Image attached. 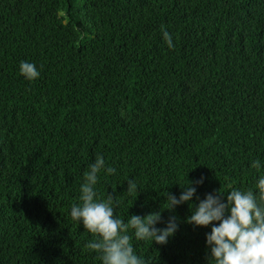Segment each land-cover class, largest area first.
<instances>
[{
	"label": "trees",
	"instance_id": "obj_1",
	"mask_svg": "<svg viewBox=\"0 0 264 264\" xmlns=\"http://www.w3.org/2000/svg\"><path fill=\"white\" fill-rule=\"evenodd\" d=\"M98 154L117 216L176 217L166 245L133 235L137 254L208 264L212 226L186 223L190 204L264 175V0H0V264H101L71 217Z\"/></svg>",
	"mask_w": 264,
	"mask_h": 264
},
{
	"label": "clouds",
	"instance_id": "obj_2",
	"mask_svg": "<svg viewBox=\"0 0 264 264\" xmlns=\"http://www.w3.org/2000/svg\"><path fill=\"white\" fill-rule=\"evenodd\" d=\"M161 32L169 49L174 48L171 34L163 26ZM20 74L29 81L40 77L36 65L26 61L20 63ZM251 167L259 171L262 167L260 160H255ZM101 172L113 175L116 169L106 167L104 157L98 154L84 173L80 202L71 208L73 221L82 223L85 231L93 237L85 250L96 253L101 264H147L134 248L133 235L137 241L166 245L178 230L176 217H170L164 229L156 227L161 221L159 212L145 217L131 215L125 222L115 212L118 197L109 194L106 199L98 197L96 186ZM127 183L129 195L138 192L135 180L129 179ZM193 183L202 184L203 178L189 181L182 187L184 191L179 198L167 192L166 210L172 211L192 201L196 195ZM221 190L217 194H207L198 207L190 204V209L194 210L186 221L196 227L212 226L211 232L206 234L210 249L208 264H264V175L260 176L254 188L232 189L227 195H223ZM225 196L226 203L223 201Z\"/></svg>",
	"mask_w": 264,
	"mask_h": 264
}]
</instances>
